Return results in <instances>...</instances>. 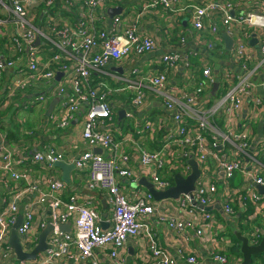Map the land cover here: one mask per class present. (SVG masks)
Returning <instances> with one entry per match:
<instances>
[{
    "label": "built area",
    "instance_id": "obj_1",
    "mask_svg": "<svg viewBox=\"0 0 264 264\" xmlns=\"http://www.w3.org/2000/svg\"><path fill=\"white\" fill-rule=\"evenodd\" d=\"M106 1L88 0L84 5L81 0H0V45L5 52V56L3 54L0 56V80H4V76L8 75L11 80L8 88L10 96L19 92L35 93V96L27 101L29 104L45 101L47 91L62 98L59 102L61 115L56 123L60 128L70 126L81 108L87 106L82 138L88 149L78 154L73 164L78 170L88 172L89 186L105 194L111 204L113 215L112 225L104 229L101 219H98L91 207L79 200L78 195L71 194L68 199L64 198L66 183L63 180L49 179L48 188L43 191L40 181L33 180L28 172L16 171L14 158L15 153H19L18 148L3 146L0 153V183L5 176H11L16 181H26L29 184L28 191L38 195L36 204L39 207L48 204L54 212L52 222L55 227L47 240L50 247L39 253L35 260H20L21 264H56V261L68 259H74L76 263L104 264L95 255L97 250L103 248H110L111 258L115 264H124L125 260L118 255L119 250L130 238L143 236L148 227L147 220L156 211L155 205L151 202L153 195L149 191H140L139 180L132 168L128 167L131 155L124 148L133 143L137 146L136 139L125 140L126 143L118 142L110 132L101 130V126L113 113L109 99L111 88L105 81L92 83V80H95L94 75H105V67L111 62L128 58L133 54L146 55L155 49L156 43L152 36L140 32V15L128 17L124 27L122 17L115 15L109 21L110 30L106 27L100 28L97 16L98 13H105ZM60 4L75 11L74 22L61 23L56 18V9ZM232 6L230 0H212L202 5L188 7L192 10L193 24L198 30L206 28L207 17L221 14V24L212 21L209 25L214 34L223 26L230 36L238 35L239 26L245 22L264 33V14L249 13L240 19L232 14ZM160 7L172 12L170 25H173L172 20L177 17V13H183L187 9V6H183L182 0H152L145 9L153 10ZM257 35L256 33L255 36ZM38 38L40 43L35 45ZM181 42L185 43V38H182ZM235 43L236 57L249 58L250 55L245 49V39L240 35ZM257 44L259 45V39ZM212 46L213 44H209V48ZM259 48L260 61L264 64V43H261ZM160 63L165 66L164 70L134 80L121 78L119 80L126 86L118 89H132L134 91L132 104L139 107L147 99L145 89L151 88L154 93L163 96L166 109L173 113L174 120L178 123L176 138L173 140L174 147H171L169 139L156 151L137 146L140 151V162L155 165L157 171L153 175L155 188L158 191H165L172 187L169 178L164 177L165 171L171 173L180 170L186 177L191 170L188 162L194 158L199 164L201 176L196 181L195 190L182 193L176 201L180 208L189 210L193 194L196 202L208 206L218 191L215 180L202 179V174L212 172L208 162H214L216 172H222L226 180L231 179L237 171L247 173L243 159L232 157L221 148L228 142L235 145L246 158L253 159L258 168L254 183L264 185V163L247 153L251 144L250 128L244 127L233 136L221 132L213 121L218 111L227 107V116L234 120L233 128H236L237 120L243 117L245 98L254 90V83L250 80L251 73L242 76L225 97L213 106L199 108L195 104L204 92L203 86L184 91L180 99L171 96L168 91L170 81L167 71L175 70L181 64L188 68L190 63L187 57L178 51L167 52L161 56ZM59 72H63V75L57 80ZM204 74L210 76L211 69L206 68ZM68 87L73 90L71 95ZM31 89L32 91H28ZM262 90L264 97V82ZM263 102L264 99L258 96L253 102L252 109H257ZM8 103L9 101H6V104ZM191 119L196 121L194 125L189 124ZM93 148L107 150L110 155L96 153ZM64 155L55 146L47 145L43 150L34 153L33 160L52 168L57 161L64 160ZM121 178L135 179L136 185L131 195L133 197L129 198L122 191L119 181ZM251 196L255 202H264V195L252 193ZM225 209L227 213H233L229 203H226ZM16 212L18 207L14 203H8L0 210V258H7L13 250L9 245L8 236L10 226L16 222ZM69 220L74 221V235L59 228L61 223ZM204 220L208 222L207 227L199 226L196 230L197 235H210V222H213V217L206 213ZM38 225L44 229L46 222ZM33 226L34 212L27 209L18 233L26 236ZM169 226L182 228L181 222L173 219L170 220ZM262 236L261 230L256 229L251 234V239L249 238L250 244H258ZM33 243L32 239L31 246L26 251L33 250L37 245V239ZM144 247L145 249L141 250L145 253L142 264H176V259L165 253L154 239L148 240ZM198 260L197 254L187 257L191 264L198 263ZM240 262L231 260L221 251L214 250L209 261L210 264Z\"/></svg>",
    "mask_w": 264,
    "mask_h": 264
},
{
    "label": "crops",
    "instance_id": "obj_2",
    "mask_svg": "<svg viewBox=\"0 0 264 264\" xmlns=\"http://www.w3.org/2000/svg\"><path fill=\"white\" fill-rule=\"evenodd\" d=\"M81 1L86 5L88 0ZM151 1L107 0L104 6L105 13H98V26L100 28L106 27L107 30H110L109 21L112 19L108 13L110 8L121 7V13L118 15L123 19L122 27L127 24L128 17L134 18L140 15V32L152 36L156 43L155 49L150 53L143 56L133 54L128 58L111 62L109 66L105 67V75L93 76L95 80H92V83L105 81L111 88L109 99L113 113L111 118L101 126V130L110 132L118 142L126 143L125 140L135 138L137 146L146 147L149 151L160 149L167 139H169L171 147L175 146L173 140L176 138L178 123L174 120L173 113L166 109L163 96L154 93L148 87L145 89L147 99L141 106L136 107L132 104L134 91L132 89H118L126 86L123 81L119 80L121 78L134 80L164 70L165 66L160 63L161 56L167 52L178 51L187 57L190 66L186 68L181 64L177 69L167 71V77L170 81L168 91L171 96L180 99L184 91L203 86L204 92L195 104L199 108L213 106L225 97L242 76L251 73L250 80L254 83V90L245 98L243 117L237 120L236 128H233L234 120L227 116V107L220 109L213 117V121L221 132L233 136L244 127L250 128L251 144L247 153L264 163V102L257 109H252L253 102L258 96L264 99L262 95L264 64L260 61L259 48L260 44L264 43V33L253 26H249L246 22L241 23L238 35L234 34L231 37L235 41L240 35L245 39V49L250 57L237 58L235 52L237 42L234 41L231 50L226 47L223 37V33H226L225 28L220 26L219 32L215 34L209 28L212 21H218L221 24V14H213L207 17L205 20L206 28L203 30L194 27L192 10L188 6L202 5L212 0H182L183 6H187V9L183 13H177V17L175 16V19L172 20L173 25L169 24L170 16H173L172 12L161 7L153 10L145 9ZM230 1L233 3L232 14L237 18H245L249 13L264 14V0ZM56 10V18L61 23L69 24L75 21V11L68 6L60 4ZM256 33L258 34L259 45L255 42L251 43V39ZM182 38H185V43L181 42ZM209 44H213L212 48H209ZM2 54L5 56L4 49L0 45V56ZM206 68L211 69L210 76L204 74ZM62 81L65 82V80ZM10 82L8 75L4 76V80H0V153L3 146L6 145L12 149L18 148L19 153H15L14 158L16 171L28 172L33 180L40 181L41 189L45 191L48 188L49 179L63 180L65 172L56 165L49 168L45 163L35 162L33 155L35 152L43 150L45 146L53 145L59 152L65 154L63 162L73 164V160L78 154L88 149L82 138L87 106L81 108L76 120L70 126L60 128L57 127L56 123L61 115L59 102L62 98L57 97L51 91V93L47 91L45 101L29 104L27 101L32 99L35 93L19 92L10 96L8 93ZM215 84H218L216 89H214ZM67 90L71 95L72 88L68 87ZM28 91H32V89ZM56 98H59V101L51 114L48 115L49 106ZM6 101L9 103L6 104ZM194 123L196 121L192 119L189 121L190 125H194ZM139 131L141 133H138ZM137 146L133 143L126 148L123 147L131 155L128 167L132 168L139 183L143 178L153 183V175L157 173L155 165L140 162V151ZM221 148H224V151L232 157L237 156L243 159L247 166V173L237 171L231 179L226 180L222 172H216L215 163L208 162L212 172L206 175L202 174V179L212 178L215 180L218 191L208 206L192 202L189 207L191 212L180 208L174 198L157 200L153 195L151 202L155 205L156 211L147 220L148 227L143 236L130 238L125 246L119 250L118 255L125 260L124 264H142L145 253L141 250L145 249L144 245L150 239H154L165 253L173 256L176 259V264H191L187 261V257L192 254L198 256L199 262L196 264H210V255L213 250L214 252L221 251L227 254L231 260L240 262L243 258L242 242L235 232L239 231L248 239H251L250 236L256 229H260L264 234V202H255L251 196L252 193L264 195L254 183V177L258 171L257 164L253 159L246 158L231 142H228L225 147L224 145L221 146ZM96 149L93 148L94 151ZM102 154L109 156L110 152L102 149ZM190 166L191 170L187 176L193 170L191 164ZM163 174L164 177L169 178L172 187H174L176 174L182 173L180 170H176L175 172L171 171V173L165 171ZM69 177V182L63 180L66 183L64 198L68 199L71 194L78 195L79 200L91 207L98 219H101L102 227L108 229L113 223V215L111 204L107 201L105 194L101 190L92 189L89 186L87 171H80L75 167L71 170ZM119 181L122 191L129 198L133 197L131 195H133L136 185L135 179L121 178ZM28 185L26 181H16L11 176L3 177V181L0 183V210L8 203H14L18 207V212L15 213L16 222L9 228L8 240H10L12 228L18 222L19 226L21 225L26 210L32 209L34 212V226L30 232L26 236L18 233L25 250H29L32 239L34 243L36 239L37 243L39 242V236L46 227L41 229L38 224L46 222V226L49 223L54 225L52 222L54 221L53 209L48 204L39 207L36 204L38 195L29 192ZM140 185V191H149L144 185ZM226 203L230 204L233 210L232 214L226 212ZM205 207L209 209H205ZM206 213H210L213 217V222H210V235H197L196 230L199 226L207 227L208 222L204 220ZM172 219L181 222L182 228H171L169 222ZM61 224L66 226L65 229L60 228L62 231L75 234L73 220ZM110 251V248L99 249L95 255L104 264H115ZM21 263L22 261L18 260L14 249L10 251L7 258H0V264ZM56 264L84 263H76L74 259H68L56 261ZM252 264H264V253L253 256Z\"/></svg>",
    "mask_w": 264,
    "mask_h": 264
},
{
    "label": "water",
    "instance_id": "obj_3",
    "mask_svg": "<svg viewBox=\"0 0 264 264\" xmlns=\"http://www.w3.org/2000/svg\"><path fill=\"white\" fill-rule=\"evenodd\" d=\"M108 13L110 14L111 17L118 15L119 13H121V7H117V8H110L108 10ZM223 37L225 39L226 42V47L228 50L232 49V46L234 44V40L231 36H229V34L227 33H223ZM258 43V38L255 36H253V38L251 39V43ZM40 43V39L38 38L35 42V45H38ZM63 75V72H59V74L57 75V80L60 79V77ZM218 84H215L214 89H216ZM59 98L54 99L48 109L47 114L50 115L51 112L54 110L55 105L58 103ZM96 153H102V149L101 148H97L95 150ZM190 164L193 167V170L191 172V174L187 177L182 176L181 174H176L175 176V186L165 190V191H158L154 184L149 182L146 178H143L140 180V184L144 185L146 188H148V190L150 191V193L152 195H154V197L159 200L162 198H174L177 199L180 197V195L182 193H190L195 189V183L196 180L199 178L200 176V168H199V164L195 159L190 160ZM56 166L62 168L64 170V176H63V180H65L66 182L70 181V177L69 174L71 172L72 169L75 168V165L73 164H67L63 161H57L55 163ZM256 187L262 192L264 193V185L261 184H256ZM192 197V202L196 203V201L194 200V196L193 194H191ZM205 209H209L206 208ZM19 226V222L12 228L11 231V237L9 240V243L11 245V247L14 249L18 260H35L39 253L45 252L50 245L48 244V235L49 233L54 229V225L49 223L46 228L41 232L40 236H39V242L37 243V245L33 248V250L31 251H26L23 248V244L21 243V239L18 235L17 232V228ZM59 228L61 229H65L66 226L65 224H61V226H59ZM236 236L238 237V239L242 242V246H241V252L243 254V258L242 261L240 262V264H252L253 261V256L260 254V253H264V234L262 236L261 241L256 244V245H252L249 243V239L247 236L242 235L239 231L235 232Z\"/></svg>",
    "mask_w": 264,
    "mask_h": 264
},
{
    "label": "trees",
    "instance_id": "obj_4",
    "mask_svg": "<svg viewBox=\"0 0 264 264\" xmlns=\"http://www.w3.org/2000/svg\"><path fill=\"white\" fill-rule=\"evenodd\" d=\"M235 239L239 242V240L235 237Z\"/></svg>",
    "mask_w": 264,
    "mask_h": 264
},
{
    "label": "rangeland",
    "instance_id": "obj_5",
    "mask_svg": "<svg viewBox=\"0 0 264 264\" xmlns=\"http://www.w3.org/2000/svg\"><path fill=\"white\" fill-rule=\"evenodd\" d=\"M54 114H56V112H54Z\"/></svg>",
    "mask_w": 264,
    "mask_h": 264
}]
</instances>
